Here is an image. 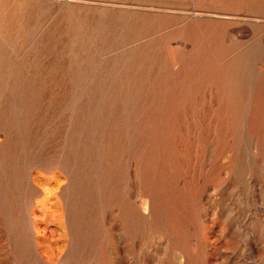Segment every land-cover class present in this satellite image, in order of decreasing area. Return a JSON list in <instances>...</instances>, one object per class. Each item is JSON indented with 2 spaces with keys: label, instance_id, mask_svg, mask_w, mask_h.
I'll return each instance as SVG.
<instances>
[{
  "label": "rangeland",
  "instance_id": "374dc122",
  "mask_svg": "<svg viewBox=\"0 0 264 264\" xmlns=\"http://www.w3.org/2000/svg\"><path fill=\"white\" fill-rule=\"evenodd\" d=\"M0 264H264V0H0Z\"/></svg>",
  "mask_w": 264,
  "mask_h": 264
}]
</instances>
